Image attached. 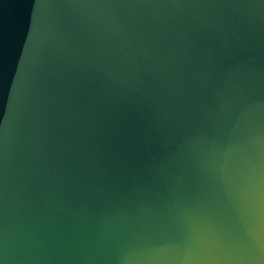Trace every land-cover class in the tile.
I'll return each mask as SVG.
<instances>
[{
	"label": "water",
	"instance_id": "water-1",
	"mask_svg": "<svg viewBox=\"0 0 264 264\" xmlns=\"http://www.w3.org/2000/svg\"><path fill=\"white\" fill-rule=\"evenodd\" d=\"M0 264H264V0H0Z\"/></svg>",
	"mask_w": 264,
	"mask_h": 264
}]
</instances>
